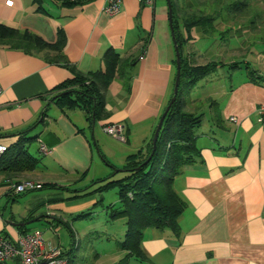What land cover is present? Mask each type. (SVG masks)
<instances>
[{
  "label": "crops",
  "instance_id": "crops-1",
  "mask_svg": "<svg viewBox=\"0 0 264 264\" xmlns=\"http://www.w3.org/2000/svg\"><path fill=\"white\" fill-rule=\"evenodd\" d=\"M7 1L0 0V23L49 42H56L62 31L66 38L62 54L68 63H55L54 53H28L0 42V145L9 147L19 133L35 138L28 151L37 164L30 172L0 173V236L14 241L21 228L38 229L29 224L44 216L66 215L52 208L45 214L34 207L20 217L11 210L6 217V202H18L22 196L8 195L13 185L25 180L51 183L56 186L43 189L76 191L69 198L82 197L90 194L89 184L98 185L95 181L111 176V169L123 168L130 155L146 153L174 94L177 56L165 0H156L154 6L122 0L116 15L104 11L107 0H68L71 4L12 0V5ZM248 30L242 28L231 39L217 38L208 45L205 41L211 38L196 28L185 42V58L200 65L221 55L216 49L225 42L220 59L226 65L183 91L185 111L200 115L202 122L196 131V159L182 168L174 182L186 202L180 233L169 227L147 229L142 242L146 259H132L130 264H264V123L258 112L264 103V42ZM110 50L119 54L122 64L104 92L107 115L92 124L82 107H61L55 97L59 86L77 75L105 71ZM233 62L240 67L233 69L238 73H229V83L221 75L217 92L205 95L199 90ZM204 101L210 109L208 119L200 111ZM233 116L238 120H231ZM108 124L124 125L126 144L103 132ZM107 139L117 141L114 152ZM34 143L37 155L30 151ZM41 143L51 150L49 154L40 151ZM112 203L117 207L119 197ZM121 233L106 264L127 254L117 244L125 236L126 222Z\"/></svg>",
  "mask_w": 264,
  "mask_h": 264
},
{
  "label": "trees",
  "instance_id": "trees-1",
  "mask_svg": "<svg viewBox=\"0 0 264 264\" xmlns=\"http://www.w3.org/2000/svg\"><path fill=\"white\" fill-rule=\"evenodd\" d=\"M58 1L71 4L68 0ZM172 3L176 40L182 57L181 80L177 98L164 120L156 152L149 163L143 165L152 151V139L146 153L129 156L127 164L121 168L127 173L123 178L115 180L114 173L95 181L94 184L98 183L99 186L91 191L104 192L111 188H118L119 191L120 206L114 208L112 205L110 215L112 219L125 218L126 233L117 244L127 254L114 264H130L132 259H146L142 242L145 231L149 228L169 227L175 233H180L179 219L186 209V202L177 193L174 182L182 168L196 159L199 150L196 131L202 122L200 115L185 111L183 91L194 85L198 78L226 65L219 58L202 65L188 62L184 56V44L190 41L193 30L197 28L209 38L217 36L227 41L232 34L247 26L252 37L264 42V10L258 8L259 4H255V0H183L180 4L177 0H172ZM218 23L228 26L219 29ZM184 30L187 34H184ZM0 42L28 53H54L55 63L68 65L62 54L66 45L62 31H59L56 42H49L28 30L21 31L0 23ZM105 61V71L88 76L77 75L75 79L61 84L59 94L55 97L61 107H82L92 124L107 115L104 92L122 64L119 54L112 50L105 56ZM228 67L236 69L240 66L238 62H233ZM18 135V141L7 147V151L0 156V173L7 171L18 174L36 169V160L28 151L35 138L28 137L25 133ZM55 186L56 184L44 183L37 190ZM8 195L15 198L19 194H13L10 190ZM89 214L90 212L83 211L80 217ZM54 219L49 220L51 227H54L55 221L64 223L59 217ZM68 228L72 234V228ZM20 230L21 234L27 232L23 228ZM63 252L70 263V251Z\"/></svg>",
  "mask_w": 264,
  "mask_h": 264
},
{
  "label": "rangeland",
  "instance_id": "rangeland-1",
  "mask_svg": "<svg viewBox=\"0 0 264 264\" xmlns=\"http://www.w3.org/2000/svg\"><path fill=\"white\" fill-rule=\"evenodd\" d=\"M165 2H167V0H165ZM177 2L180 4L183 0H177ZM256 3L259 4L258 8L260 7L264 10V0H255V4ZM227 26V24L220 23L219 25L218 23L219 29H225ZM248 32L250 34V30H248ZM217 38L218 37L216 36L205 42L206 44L211 45ZM223 43L224 44H221L220 47L216 49L217 54H221L217 57L219 59L227 48L225 42ZM202 57L204 56H201V58ZM201 58L199 61L205 60V58H202L204 60H201ZM219 72L220 75L218 79L217 75H213V80L208 81L209 84L206 88H203L202 86L200 87L199 90L203 91L205 95H211L212 92L218 91L222 82L221 75H223L225 79H228L229 83L230 74H234V72L238 73L239 71L233 69L230 71L229 68H225L224 71L220 70ZM237 77L238 74L234 78L236 79ZM204 103L206 102L204 101ZM202 106L203 107L200 108V111L203 112L205 114V118L207 117L208 119L210 109L207 106V103ZM206 129L207 126L203 128V130ZM103 132L105 131L103 130ZM107 140L109 147L114 152L118 148L117 146H119L117 145L118 143H116L117 141H112L110 139ZM118 142H120V144L123 143L121 141ZM30 151L32 154L37 155V146L35 143L32 145ZM109 156L111 157V160L116 161L112 154H109ZM117 169L120 168L111 169L110 172V174L112 173L111 175L115 173V180L121 179L127 174L123 171L116 172ZM89 179L90 176H88L86 183H88L87 181ZM98 185L90 186L89 184L86 191H92L96 189ZM75 193L76 191H66L59 188L43 189L26 194L22 193V196L18 197V202H6L8 204V208L5 210V214L6 217H9L11 215V210H13L16 216L20 217L27 212L28 209L34 207L45 214L48 213L51 208L55 209V212L59 213V215H66L65 217H59L64 221V223L55 221V228L51 227L50 223H48L50 218L55 220L54 218L58 216L50 215L48 218L44 217L42 220L29 224V227L42 230L46 240L50 241V243L54 245L60 246L66 252L70 251L72 261L69 264H106L111 258L113 252L117 249L116 239L123 237L121 231L125 227V218L118 217L116 219H112L110 215V212L112 211V204H114L112 202L119 197L118 188H111L99 193L94 191L93 193L82 197L69 198ZM28 199H33L35 202H26ZM41 200H48L49 202H38ZM93 200L101 201L93 202ZM119 206L120 204L117 205V207ZM113 207L117 208L115 206ZM81 211H85L87 213L90 212V214L83 218L76 216V214H81ZM68 226L72 228V234ZM109 234L112 236H109Z\"/></svg>",
  "mask_w": 264,
  "mask_h": 264
},
{
  "label": "built area",
  "instance_id": "built-area-1",
  "mask_svg": "<svg viewBox=\"0 0 264 264\" xmlns=\"http://www.w3.org/2000/svg\"><path fill=\"white\" fill-rule=\"evenodd\" d=\"M143 4L154 6L156 0H139ZM8 5H12L13 1H7ZM122 0H107L104 11L109 15H116L121 12ZM3 88L0 84V95ZM259 119L264 123V103L258 108ZM231 120L237 121V117H231ZM103 130L112 137L125 142V127L122 124H108ZM7 151V146L0 145V156ZM40 151L43 154H49L51 150L47 145L41 143ZM41 187V183L33 180H25L13 185V194L23 193ZM69 259L64 255L63 249L50 243L44 237V233L40 229L20 234L16 240H10L4 236H0V264H68Z\"/></svg>",
  "mask_w": 264,
  "mask_h": 264
},
{
  "label": "water",
  "instance_id": "water-1",
  "mask_svg": "<svg viewBox=\"0 0 264 264\" xmlns=\"http://www.w3.org/2000/svg\"><path fill=\"white\" fill-rule=\"evenodd\" d=\"M167 4H168V8H169V24H170V28H171V31H172L173 40L175 42V50H176V56H177V76H176V81H175L173 97L170 100L167 108L165 109L164 113L162 114V116L160 118V121L158 123V126H157L156 131H155L154 136H153L152 151H151L149 157L147 158V160L143 163V165L149 163V161L153 157L154 153L156 152L157 142H158V138H159L161 129L163 127L164 120H165V118H166L171 106L173 105V103L175 102V100L177 98L178 91H179V86H180V80H181V70H182V59L181 58L182 57H181V52H180V48H179V45H178V41L176 40L172 0H167ZM122 171H124V170L123 169H117L116 170V172H122ZM29 223H31V222H29Z\"/></svg>",
  "mask_w": 264,
  "mask_h": 264
}]
</instances>
